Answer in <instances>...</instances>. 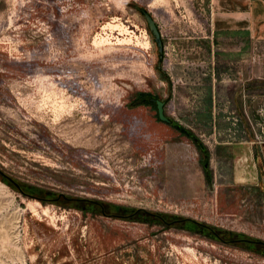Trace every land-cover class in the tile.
<instances>
[{
	"label": "rangeland",
	"instance_id": "1",
	"mask_svg": "<svg viewBox=\"0 0 264 264\" xmlns=\"http://www.w3.org/2000/svg\"><path fill=\"white\" fill-rule=\"evenodd\" d=\"M209 6L0 0V264H264V70L226 78L239 137L215 144Z\"/></svg>",
	"mask_w": 264,
	"mask_h": 264
},
{
	"label": "crops",
	"instance_id": "2",
	"mask_svg": "<svg viewBox=\"0 0 264 264\" xmlns=\"http://www.w3.org/2000/svg\"><path fill=\"white\" fill-rule=\"evenodd\" d=\"M207 15L212 21V36H203V41L199 42L198 49L202 51V57L197 62L201 66L198 74L204 77L211 75L220 81L214 91L213 113L208 120L200 119L199 122L211 127L210 139L215 144L232 145V139L239 137L238 123L235 122L234 111L228 110L227 104L232 102L235 106L239 94L245 93L246 87L240 85L238 92L239 89L235 88L238 82H228L226 78L239 79L241 84H245L242 77L249 74L252 50L256 45H264V0H212ZM186 64V74H191L190 62ZM242 170L237 171L240 172V178L245 180Z\"/></svg>",
	"mask_w": 264,
	"mask_h": 264
},
{
	"label": "built area",
	"instance_id": "3",
	"mask_svg": "<svg viewBox=\"0 0 264 264\" xmlns=\"http://www.w3.org/2000/svg\"><path fill=\"white\" fill-rule=\"evenodd\" d=\"M201 22H204L205 25L209 27V28H206L207 29L206 31H209L210 35L212 36V29H213L212 21L209 24V21L204 20V18H202ZM165 54L167 55V52H165ZM256 67H261L264 70V46L262 45L261 46L256 45L254 46L252 50V54L249 60V68H248L249 74H246L247 75L246 78H248L247 81L254 78L255 74L253 73ZM257 113L259 116V122L256 123L258 130L254 129V137H255L256 142L261 144V143H264V103L259 107ZM248 120L250 124L253 126L252 120L251 119H248ZM235 122L236 123L239 122L237 117L235 118Z\"/></svg>",
	"mask_w": 264,
	"mask_h": 264
},
{
	"label": "water",
	"instance_id": "4",
	"mask_svg": "<svg viewBox=\"0 0 264 264\" xmlns=\"http://www.w3.org/2000/svg\"><path fill=\"white\" fill-rule=\"evenodd\" d=\"M144 15L145 19L147 20L148 22V26H149V29L155 39V42L157 43L158 45V50H159V53L161 55H163L164 53V45H163V41H162V38H161V33L158 29V26L154 20V18L152 17V15L145 9L143 8H138ZM152 102H155L157 104V110H158V117L161 121H164V122H170L171 119L165 114V102L160 100V99H157V98H152L151 99Z\"/></svg>",
	"mask_w": 264,
	"mask_h": 264
},
{
	"label": "trees",
	"instance_id": "5",
	"mask_svg": "<svg viewBox=\"0 0 264 264\" xmlns=\"http://www.w3.org/2000/svg\"><path fill=\"white\" fill-rule=\"evenodd\" d=\"M138 96H137V98H143V97H146V96H148L149 94H147V93H139V94H137ZM153 97H151L150 95H149V103H152V101H151V99H152ZM173 123V121L171 120V122H170V124H172ZM177 127H181V126H179V125H177ZM181 130H182V132L183 133H185L187 136H190V135H192L188 130H186V129H184V128H181ZM194 139V138H193ZM195 140V139H194ZM199 149L201 150V149H204L203 147H199Z\"/></svg>",
	"mask_w": 264,
	"mask_h": 264
},
{
	"label": "flooded vegetation",
	"instance_id": "6",
	"mask_svg": "<svg viewBox=\"0 0 264 264\" xmlns=\"http://www.w3.org/2000/svg\"><path fill=\"white\" fill-rule=\"evenodd\" d=\"M153 104H155V106L157 107V104L155 103V102H152ZM157 112H158V110H157ZM171 122V121H170ZM170 122H168L169 124H170Z\"/></svg>",
	"mask_w": 264,
	"mask_h": 264
},
{
	"label": "bare ground",
	"instance_id": "7",
	"mask_svg": "<svg viewBox=\"0 0 264 264\" xmlns=\"http://www.w3.org/2000/svg\"><path fill=\"white\" fill-rule=\"evenodd\" d=\"M29 206H30V205H29ZM29 206H28V207H29ZM35 207H36V206H35ZM30 208H32V207H30ZM30 208H28V209H30ZM45 211H47V210H45Z\"/></svg>",
	"mask_w": 264,
	"mask_h": 264
}]
</instances>
